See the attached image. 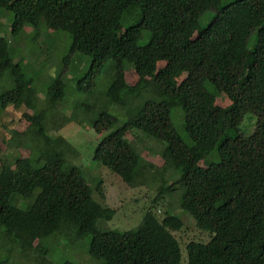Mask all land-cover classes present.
Masks as SVG:
<instances>
[{
  "label": "trees",
  "instance_id": "16d2710c",
  "mask_svg": "<svg viewBox=\"0 0 264 264\" xmlns=\"http://www.w3.org/2000/svg\"><path fill=\"white\" fill-rule=\"evenodd\" d=\"M0 8L12 13L13 35L41 23L70 35L63 67H70L74 54L90 59L77 88L92 91L94 74L111 62L105 106L92 121L95 132L106 127L108 132L92 159L130 187L156 184L152 203L179 183L180 208L209 236L206 242H186L183 264H264V0H0ZM207 10L213 14L201 25ZM145 32L148 42L140 45ZM125 62L138 74L133 85L124 81ZM177 72L186 75L173 85ZM147 73H154L152 80ZM3 78L12 87L0 92V107L28 108L31 113L23 114L28 127L14 134L34 139L29 145L19 141L28 155L0 158V264H21L15 250L36 264H52L42 241L70 236L89 238L88 254L102 264H179L182 250L174 232L183 221L178 216L166 213L159 219L148 208L134 228L105 229L114 209L103 203L101 180L91 187L72 161L77 149L62 135L48 133L67 94L60 76L41 101L11 56L9 41L0 36ZM208 84L226 95L230 108L211 101ZM108 104L123 109L127 118L120 126H114ZM175 107L183 111L190 144L172 125ZM246 114L255 117L250 134L238 130ZM131 129L164 143L162 165L143 159L122 137ZM214 152L216 162L198 165ZM170 171L178 174L172 183Z\"/></svg>",
  "mask_w": 264,
  "mask_h": 264
},
{
  "label": "rangeland",
  "instance_id": "374dc122",
  "mask_svg": "<svg viewBox=\"0 0 264 264\" xmlns=\"http://www.w3.org/2000/svg\"><path fill=\"white\" fill-rule=\"evenodd\" d=\"M222 1L228 2L230 0ZM212 14V10L204 12L199 18L200 24L206 25ZM123 24L126 25L127 22L124 21ZM0 36L5 37L9 41L11 56L20 63L22 71L31 78L32 86L41 101H43L47 86L54 78L60 76L62 81H64L67 94L64 100L56 106V112L51 117L52 121L48 133L52 136L62 135L77 149L78 154L72 161L82 169L91 187H93L96 179L101 180V190L104 194L103 203L114 209V216L106 222L105 229L123 231L134 228L148 208H151L159 219L166 213L178 216L183 221V227L179 231H175L174 235L179 240L182 250L179 264H183L186 261L184 250L186 242L190 239L206 242L209 236L205 231L199 230L188 213L180 208L179 183H173L170 192L165 193L156 203H152L156 184L130 187L118 175L92 159L95 145L100 137L108 132L107 127L99 133L95 132L92 127V121L105 106L102 105L104 101L103 93L110 80L111 70L109 66L111 62H107L99 73L96 72L94 74L96 84L92 91H86L77 88L76 84L78 78L89 67V57L82 54H74L70 59V67L66 68L63 67L61 62L70 42L68 33L59 31L55 27L46 28L41 23L37 28L25 25L13 35L12 13L0 8ZM148 39L149 33L145 32L139 40V44H146ZM253 44L254 38H251L248 46L252 47ZM161 66L162 64H159L157 68ZM185 75L183 72L174 73L172 84H180L184 80ZM145 77L148 80H152L154 73H147ZM137 79L138 74L134 71L132 64L125 62L124 81L126 84L133 85ZM10 87H12L10 79L3 78L0 80V92ZM207 87L210 91L209 98L215 105L225 109L231 107L232 103L224 93L209 84ZM42 106L47 110V114L52 113V107L44 103ZM106 110L116 118L115 127L120 126L127 118L123 113V109L114 104H108ZM25 112L31 113L24 105L18 108H14L12 105L0 107V158L6 155L14 156L11 153H19L22 156L28 155V148L22 146L23 144L21 145L19 142L21 139L14 134V131L20 133L28 127V121L23 116ZM182 112L178 107L172 108L170 119L173 127L179 130L183 140L190 144L191 141L183 130L184 115ZM254 123V115L246 114L239 124L238 130L244 134H250ZM234 132L235 130H231L230 134H234ZM122 137L136 146L143 159L156 166L162 165L163 160L160 156V151L164 148L163 142L148 138L136 129L123 131ZM33 139L34 136L28 134L21 141L29 145ZM217 160L218 156L214 152L208 157L201 159L198 165L206 167ZM177 177L178 174H174L171 171L168 172V183H172ZM93 195L98 200V195L95 192ZM42 243L47 247L46 258L52 264H63L65 261H71L74 264H102L101 260L93 259L89 256L87 251L89 238L87 237L50 238L42 241ZM13 254L16 255L21 264H36L25 255H20L16 250Z\"/></svg>",
  "mask_w": 264,
  "mask_h": 264
}]
</instances>
